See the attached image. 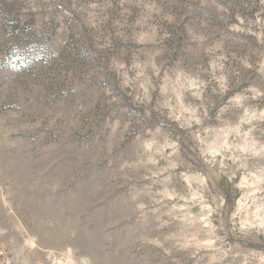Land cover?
I'll return each instance as SVG.
<instances>
[{
	"label": "rangeland",
	"instance_id": "rangeland-1",
	"mask_svg": "<svg viewBox=\"0 0 264 264\" xmlns=\"http://www.w3.org/2000/svg\"><path fill=\"white\" fill-rule=\"evenodd\" d=\"M0 264H264V0H0Z\"/></svg>",
	"mask_w": 264,
	"mask_h": 264
}]
</instances>
